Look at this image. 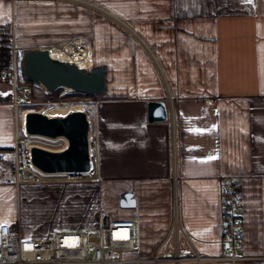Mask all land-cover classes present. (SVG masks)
Wrapping results in <instances>:
<instances>
[{"label": "crops", "instance_id": "crops-1", "mask_svg": "<svg viewBox=\"0 0 264 264\" xmlns=\"http://www.w3.org/2000/svg\"><path fill=\"white\" fill-rule=\"evenodd\" d=\"M75 41L105 69L89 131L96 174L17 186L21 56ZM149 101L166 103V121L147 120ZM230 179L244 190L250 259L239 264H264V0H0V226L18 222L33 240L86 233L103 211L135 222L134 264H229L194 258L223 249Z\"/></svg>", "mask_w": 264, "mask_h": 264}, {"label": "built area", "instance_id": "built-area-1", "mask_svg": "<svg viewBox=\"0 0 264 264\" xmlns=\"http://www.w3.org/2000/svg\"><path fill=\"white\" fill-rule=\"evenodd\" d=\"M17 70L18 67L14 65L5 71V75L15 80ZM21 98H23L22 93L16 91L14 101L16 106L21 104ZM34 136L24 131L15 141L13 167L17 186L22 182L89 180L96 174V136L90 133L88 135L90 171L50 174L43 172L32 163L30 150L35 145L30 142L34 141L32 138ZM93 166L94 171L90 173ZM220 190L222 207L219 219L221 220L223 249L219 256L196 257L194 260L198 263L213 260L239 264L240 261L250 259L246 256V247H244L243 184L239 179L223 180ZM177 217L175 206L173 221L177 222ZM98 223V240L95 246H91L89 237L83 231H55L49 237L33 240L22 237L21 225L18 222L4 224L0 226V264H134L144 261L132 259L126 255L136 250L134 221L111 219L100 211Z\"/></svg>", "mask_w": 264, "mask_h": 264}, {"label": "water", "instance_id": "water-1", "mask_svg": "<svg viewBox=\"0 0 264 264\" xmlns=\"http://www.w3.org/2000/svg\"><path fill=\"white\" fill-rule=\"evenodd\" d=\"M23 76L30 82L44 87L51 93L58 88L74 92L103 94L105 69H84L71 62L59 60L52 48L26 50L22 57ZM147 120L164 122L168 107L160 101L147 103ZM25 132L44 138H63L68 143L61 150L33 146L32 163L45 173L88 172L91 170L89 151L90 122L84 111H74L63 117H50L39 110L25 116Z\"/></svg>", "mask_w": 264, "mask_h": 264}, {"label": "rangeland", "instance_id": "rangeland-1", "mask_svg": "<svg viewBox=\"0 0 264 264\" xmlns=\"http://www.w3.org/2000/svg\"><path fill=\"white\" fill-rule=\"evenodd\" d=\"M78 44L84 49L85 46L78 42L75 41L71 44ZM20 67L21 72L20 77H19V90L22 92L23 98H21V105H20V110L24 111H34V110H47L49 105H69V104H83L85 108V112L88 115L89 122L92 123V116H93V111H94V105L97 101V99L101 96L99 94H86V93H79V92H74L72 90H67L65 87L58 88L57 90L47 93L44 89L43 86L34 84L30 81H28L24 76H23V66H22V56L20 59ZM92 69V66L89 67V70ZM42 113V112H41ZM44 114V113H43ZM34 141H31L30 144L32 145H38L40 147L46 148V149H51V150H61L66 144H63L62 139H52V138H44L41 136H34L32 137ZM36 139V140H35ZM64 145V146H63ZM94 171V166L92 168V171L90 173H93ZM50 181H56V180H50ZM87 180H79V181H68L72 183H79V182H86ZM38 182H44V181H36L34 184ZM41 195V194H40ZM38 193L32 195L31 199V207H33L34 210L39 209L40 206H43V203L45 199L43 196H40ZM22 199V197H21ZM39 212H37L38 214ZM36 214V215H37ZM43 214V213H42ZM38 219V218H37ZM87 237H89L90 244L91 246H95L98 240V228L96 227L93 230L86 231ZM24 237V236H23ZM25 238V237H24Z\"/></svg>", "mask_w": 264, "mask_h": 264}, {"label": "bare ground", "instance_id": "bare-ground-1", "mask_svg": "<svg viewBox=\"0 0 264 264\" xmlns=\"http://www.w3.org/2000/svg\"><path fill=\"white\" fill-rule=\"evenodd\" d=\"M52 49L56 52V56L59 60L71 62L87 70L90 67V59H89L87 50L81 47L80 45H78L77 43L76 44H61ZM66 89L70 90L68 88ZM77 110L85 112L84 105L79 104V103L62 105V106L61 105H49L47 110H41V112L44 113V115H46L47 117L48 116L63 117ZM28 112L29 111L24 110L22 113L23 117H25ZM64 138H63V141H64L63 144L65 145L66 142H68V140L66 141ZM57 139H61V138H57Z\"/></svg>", "mask_w": 264, "mask_h": 264}]
</instances>
